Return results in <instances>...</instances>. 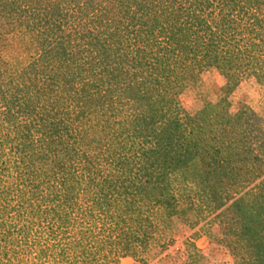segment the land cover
Returning a JSON list of instances; mask_svg holds the SVG:
<instances>
[{
	"label": "trees",
	"instance_id": "1",
	"mask_svg": "<svg viewBox=\"0 0 264 264\" xmlns=\"http://www.w3.org/2000/svg\"><path fill=\"white\" fill-rule=\"evenodd\" d=\"M206 71L219 96L188 112ZM245 80L264 85V0H0V264H147L174 219L204 221L177 264H204L201 232L264 264Z\"/></svg>",
	"mask_w": 264,
	"mask_h": 264
},
{
	"label": "rangeland",
	"instance_id": "2",
	"mask_svg": "<svg viewBox=\"0 0 264 264\" xmlns=\"http://www.w3.org/2000/svg\"><path fill=\"white\" fill-rule=\"evenodd\" d=\"M202 74L200 89L196 92H187L181 98L182 104L188 112H193L200 107V99L215 101L219 96L223 79L214 71H206ZM242 105L249 106L264 120V85L257 86L254 80H245L240 83L231 95L230 110L232 112L236 111ZM174 220V229L167 235L173 239V242L165 250H160L156 244L148 246L143 255L148 261L147 264H177L178 258L183 257L185 239L204 223L203 221L196 227L191 228L189 224H186L181 219ZM211 230L213 234H217L218 228L213 227ZM200 234L195 239V244L205 257L204 264H233L232 258L223 247L204 235V233L201 232ZM119 264L140 263L130 257H123Z\"/></svg>",
	"mask_w": 264,
	"mask_h": 264
}]
</instances>
